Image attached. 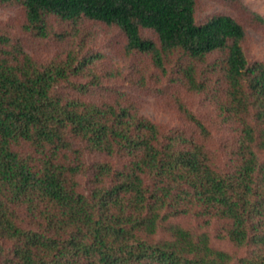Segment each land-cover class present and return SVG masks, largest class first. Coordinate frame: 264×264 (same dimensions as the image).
<instances>
[{
    "label": "trees",
    "instance_id": "obj_1",
    "mask_svg": "<svg viewBox=\"0 0 264 264\" xmlns=\"http://www.w3.org/2000/svg\"><path fill=\"white\" fill-rule=\"evenodd\" d=\"M237 1L225 0L262 23ZM0 4L21 6L39 37L51 16L117 27L127 52L176 67L238 131L219 168L196 114L183 111L191 134L165 131L129 106L88 100L99 79L72 84L68 74L85 63L39 64L0 37V264H264V63L248 61L243 21H199L198 0ZM64 81L77 93L60 92ZM191 222L221 223L233 251Z\"/></svg>",
    "mask_w": 264,
    "mask_h": 264
},
{
    "label": "rangeland",
    "instance_id": "obj_2",
    "mask_svg": "<svg viewBox=\"0 0 264 264\" xmlns=\"http://www.w3.org/2000/svg\"><path fill=\"white\" fill-rule=\"evenodd\" d=\"M198 2L199 21L213 14H227L243 21L247 27V36L243 42L247 59L249 62L264 63V0L237 1V7L243 5L261 17L262 23L254 25H249L248 20H245L243 11L228 5L225 0ZM26 25L21 6L0 4V37H6L9 47L21 48L39 64L54 62L62 66L73 65L75 68L85 63L79 75L68 74L72 84H90L94 76L99 79L100 87L93 88L88 100L106 99L129 106L165 131L177 130L191 134L194 126L186 120L183 115L186 112L183 111L196 114L210 129L211 137L206 145L215 156V165L220 168L228 163V153H222L221 148L226 140L238 135L236 127L220 121L209 94L182 86L176 67L166 64V71L163 72L149 56L127 52L126 39L117 27L84 20L63 21L51 16L47 19V36L39 37L34 31L28 30ZM144 34L156 38L152 32L146 31ZM71 82L58 84L59 91L66 95L77 93L73 91ZM191 223L198 229L206 230L215 247L233 251L227 242L218 238L221 223L214 222L206 227L198 226L197 222ZM185 225L191 226L189 221Z\"/></svg>",
    "mask_w": 264,
    "mask_h": 264
}]
</instances>
